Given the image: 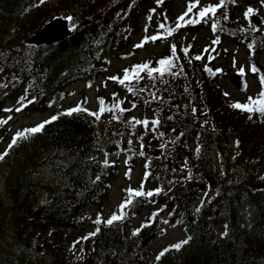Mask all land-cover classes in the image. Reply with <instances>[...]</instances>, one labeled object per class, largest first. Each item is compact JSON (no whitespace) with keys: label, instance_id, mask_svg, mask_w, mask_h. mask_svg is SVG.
<instances>
[{"label":"trees","instance_id":"16d2710c","mask_svg":"<svg viewBox=\"0 0 264 264\" xmlns=\"http://www.w3.org/2000/svg\"><path fill=\"white\" fill-rule=\"evenodd\" d=\"M150 1L71 0L57 10L44 3L34 10L36 0H0V72L14 84V93L25 98L30 111L53 108L45 120L77 105L88 110L59 115L41 133L17 143L0 161L9 196L7 203L0 201V264H17L32 242L46 251V264H120L131 257V245L142 247L130 241L128 231L133 209L143 205L138 200L154 207L151 219L142 224L147 226L140 228L142 237L161 232L164 221L181 226L185 232L183 239L169 242L157 255L191 237L180 250L171 249L159 260L156 255L155 264H264V116L255 113L249 119V113L230 107L248 99L231 96L219 79L222 66L207 61L201 46L195 45L196 28H211L220 38H233L245 46L251 63L258 68V55L264 49V22L261 27L254 26L256 30L246 24L239 13L240 0H226L215 17L209 15L200 23L188 24L194 40L175 42L179 41L178 30L174 41H168L171 35H166L165 52L152 64L146 60L156 68L160 59L173 58L176 66L164 73L161 82L146 70V74L140 73L142 79L125 84L112 79L111 104L98 95L107 108L120 102V108L128 111L127 102H133L154 112V119L159 120L151 127L156 129L152 132L138 125L132 127L141 141L138 149L146 169L144 183L151 181L150 188L143 190L154 195L134 197L122 225L116 224L118 221L99 223V231L95 230L93 241L78 259L71 261L66 256L69 250L64 242L72 238L82 211L88 203L101 199L109 176L115 172L113 163L94 159L93 152L122 141L126 122L134 117L128 120L126 111L115 109L97 119L89 113L98 112L100 103L95 110L83 101L74 107L64 106L65 89L79 80L93 82L105 73L110 66L106 55L128 37L142 7ZM207 5L217 4L208 1L200 5L191 18ZM30 14L29 35L56 14L72 16L73 27L50 43L13 44L18 36L7 24ZM214 21L216 30L212 28ZM170 23L165 26L166 33L175 28ZM171 41L176 45L174 56ZM184 48H188L187 54ZM197 55L202 59L196 60ZM177 72L181 74L174 75ZM170 76L174 81L167 82ZM129 88L137 93L131 99H127L133 92ZM261 90L262 86L253 98ZM29 100L33 102L27 103ZM111 114L119 117L120 126L105 130ZM36 125L19 127L15 133ZM234 140L240 142L235 153L231 146ZM204 188L210 192L204 193Z\"/></svg>","mask_w":264,"mask_h":264},{"label":"rangeland","instance_id":"374dc122","mask_svg":"<svg viewBox=\"0 0 264 264\" xmlns=\"http://www.w3.org/2000/svg\"><path fill=\"white\" fill-rule=\"evenodd\" d=\"M69 1L71 0H45L44 4L49 9L57 10L58 7H63V4L65 2L68 3ZM74 1L80 2L87 0ZM208 1L215 4L219 3V0H199V5L193 9V12L200 5L207 4ZM148 2L149 0H147V3ZM189 2L190 0H163L161 4L158 2L155 4L152 0L147 7H142V12L138 17L137 23H133L130 27L131 31H129L128 37L124 39V41L118 45L115 50L106 55L110 66L107 67L105 73L98 76L93 82L80 80L66 87L63 105L67 107H74L80 101H83L90 109L94 110L99 107V94L103 99H105L107 104H111L112 100L111 98L109 99V97L112 93L114 85H112V79H110V77H120L124 74L125 69L131 70L135 65L146 63V60H148L151 64L155 62L156 59L154 58L160 57L168 47V43L165 38L158 39L156 41L149 40L143 47L140 48L135 47V45L140 44L145 37L157 35L158 33L163 34V36L166 37V29H161L159 25L163 23L167 26V24L171 22V27H176L178 17H180L187 10ZM40 4V0H36L34 10ZM129 6L130 5H127L128 8ZM248 8H252L254 12L249 17H245V12ZM153 9L154 11H152ZM193 12L189 13L185 19H190ZM239 13L246 24L253 25L250 17L252 15L259 14L264 16V2H262V0H240ZM31 16L32 14H30V16L26 19L18 22L10 21L7 24L10 32H12L14 36H18V39L14 41L13 44H15V42H21V44H23L25 42L32 41L31 35H29L27 31V23H30L29 19ZM63 16L68 22L67 31H69L73 25H71L70 20L67 19L68 16ZM150 16L151 19H148ZM190 28L191 27L188 28L186 25L177 29L179 41L175 42L186 43L192 39L194 35L191 36V32L188 31ZM196 29L195 38L197 40L195 41V45L201 46V52H204L207 61L209 60L212 63L222 66L223 72L219 79L231 96L242 100L255 96L262 86L260 82V73H253L251 71V66L253 64L248 57L246 47L238 43L233 38H220L221 36L211 32V28L210 30L206 27ZM175 37L174 33H172L168 41H174ZM217 39L219 42L213 43V41H216ZM173 41H171L172 45H174ZM257 64L259 70L262 72V75H264V49L259 52ZM242 67L244 69V80L240 85H235L232 81L233 76L240 71ZM144 73H147L146 70ZM154 75L158 82L163 80L164 75L161 76L159 72L156 74L154 73ZM170 80L174 81V77L170 76L167 82ZM245 85H247V87H245ZM13 86L14 84H9L6 76L0 72V120H8L6 124L0 125V154L6 150L13 134L19 127L32 124L36 125L49 117L54 111L53 108L30 111L27 108L28 105L26 104L27 106L24 107L22 111L16 112L15 109L20 107L22 103L25 104L26 100L24 98L22 101V95L14 93ZM188 90L191 93V89ZM134 93H136V90L135 92L133 91L130 96H127V99L134 97ZM3 97L5 98L2 100ZM210 98L214 99L215 96L210 95ZM127 108L128 111H126L125 116L128 120H130L129 116H132L136 120L140 121L147 120L149 121L147 127H145L142 123L135 125H138L143 129L150 130V132L156 130L151 129V127L156 126H153L151 123L155 120L154 112L144 106L136 105L133 102H127ZM5 109H12V111H5ZM9 117H11V119H8ZM117 122L118 119H115L114 115L111 114L109 117V123L104 127L105 130H109L111 126H120L119 124L117 125ZM126 125L128 126V128L125 127L124 129V136L126 137L124 139L121 138L123 139L122 141H116L106 150H96L93 152L92 157L94 159L99 158L104 162L107 160L108 163H113L115 172L109 176L108 184L102 193L101 199L99 201H92L86 205L81 213L79 224H77L78 227L72 230V238H69L64 242L65 247L69 250V253H67L66 256L70 257V259H72L71 261L77 260L83 252V248L85 246H89L90 242L93 241L94 236H90L89 234L95 232V230L99 227V224L95 223L98 217L102 222V220L107 221V219L114 213L119 214V206L128 196L127 189H140L141 185H143V189L145 188L148 190L150 188V180L144 183V171L146 169L143 157L140 155L138 149L141 144V141L137 136L138 131L136 132V130L132 128L134 122H126ZM231 146L234 153L237 151L239 152V146H237L236 140L233 141ZM3 178V170L0 169V201L7 203L9 201V196L4 186ZM203 192L209 193L210 189L204 188ZM138 202L143 205L133 209L134 218L128 228L129 235L132 237V241L134 243H141L143 238L141 236V232L136 235H133V232L136 229H140L142 224L151 218L154 209L151 205L140 202L139 200ZM2 206L3 204H0V209ZM125 217H128V214ZM126 219L127 218L119 220L118 224L124 223ZM161 229V232L153 234L150 239L143 243L140 249L138 248L134 252L133 249H131V257L124 259L120 262V264H155L154 259L157 253L165 245L169 242L173 243V241H179L185 236L184 230L179 226L175 227L170 224H164ZM84 237L87 238L82 239ZM87 241L89 242L87 243ZM72 248H75L74 250L76 252L72 251ZM88 250L90 252V248ZM44 252L46 253V251L39 248L37 242H32V246L26 248L24 256L17 260V264H46L45 258L43 257ZM86 253H88V251ZM93 264L101 263L97 261Z\"/></svg>","mask_w":264,"mask_h":264},{"label":"snow or ice","instance_id":"6c2138e0","mask_svg":"<svg viewBox=\"0 0 264 264\" xmlns=\"http://www.w3.org/2000/svg\"><path fill=\"white\" fill-rule=\"evenodd\" d=\"M44 2H45V0H40L41 4H43ZM157 2L158 3H162L163 0H157ZM225 2H226V0H219V4H217V5L204 6L196 13L195 18H190V19L186 20L185 17H187L189 15V13H192L193 9L196 8L199 5V0H194V2H193V0H190L189 5L187 7V10L180 17H178V22L176 24V27L172 28V29H169L167 31V35H169V36L172 35V33H174L177 29H179L181 27H184V26H186L188 24L200 23L202 20H206L207 18H209V15H211L212 17H215L216 13H217V10L219 8L223 7ZM232 2L234 3L235 0H232ZM262 2H264V0H262ZM152 11H154V9ZM253 12H254V10L252 8H248L246 10V12H245V17H249L251 14H253ZM227 18H228L227 15H225L224 19H227ZM67 19L71 21L73 18H72V16H68ZM148 19H151V16L148 17ZM180 22H183V23H180ZM159 27L161 29H164L165 28V24L161 23L159 25ZM212 28H213V30H216V28H217V22L216 21L213 22ZM253 30H256L254 26H253ZM162 38H166V37L163 36L162 34H159V33L157 35H152L150 37H145L144 40L140 44L135 45V47L140 48V47H143L144 44L147 43L149 40L156 41V40L162 39ZM218 42H219L218 39L216 41H213V43H218ZM249 47L251 48L252 46L250 45ZM183 51H184L185 54H187L188 53V48H184ZM206 51H207V49H206ZM175 52H176V45H172L173 56L175 55ZM195 59L196 60H200V59H202V56L197 55L195 57ZM157 63L160 65V67L152 68V67L149 66L148 63L135 65V66L132 67L131 70L125 69L123 77H110V79L118 80L119 83L125 84L126 82H131L133 80L142 79L143 77L140 76V73L142 71L147 70L148 75L150 77H152V74L155 73V72H159L160 75L163 76L165 72H171V69L176 66L173 63V58L172 57L162 58ZM206 70L207 71H211V69H208L207 66H206ZM216 71H220V70L217 69ZM251 71L253 73H257V72H259V69L257 68V66L255 64H253L251 66ZM181 72H182V68H181ZM240 72L241 73L244 72L243 67L240 69ZM180 74L181 73H179V72L174 73V75H180ZM260 82H261V85H262V90H261V92L258 94V96L256 98L249 97L248 101L246 103L234 102V103H232L230 105V107H233L235 109H239L241 111H245V112L249 113L250 114L249 115V119H252V114H255V113H259L261 116H264V75L260 76ZM245 87H247V85H245ZM128 90L130 92L133 91L132 88H129ZM224 95L227 96L228 93H224ZM21 100L23 101L24 98L22 97ZM32 102H33L32 100L27 101V103H32ZM100 105H101V107L99 108L98 112H90L89 113L90 115L94 116L97 119H99L100 116L105 111H113L115 109H119V111L121 113L126 111L125 109L120 108V102L114 103L110 108H107L104 105V100L101 98L100 99ZM26 106H27L26 104L22 103L20 107H17L15 109V111L16 112H20ZM5 111H9L10 112V111H12V109H5ZM81 111L87 112L88 110L83 108L80 105H77L74 108L66 110L64 113H60L58 115H54V116L50 117L48 120L42 121L40 124H38V125H36L34 127L26 128V129H23V130H18L14 134V136L12 138V141L9 143L8 149H6L4 153L0 154V161L5 159V157L8 155V151L10 149H12L17 143H19L22 140H27L32 135L41 133L44 130L45 126L47 124H50L53 121L57 120L59 118V115H72L73 113H77V112H81ZM195 111H196V109H193V112H195ZM114 118L115 119H119V117L115 116V115H114ZM8 119H11V117H9ZM7 122H8V120H0V125L6 124ZM133 122H134V125L142 123V124L145 125V127H147L148 124H149V121H147V120L140 121V120H136L135 118H132V121H130V123H133ZM151 123H152L153 126L158 125L159 124V120L158 119L153 120ZM161 135H163V134H161ZM129 143H131V142H129ZM239 143H240L239 140H237L236 141L237 146H239ZM141 155H143V153H141ZM107 163L108 162L106 160L105 164H107ZM189 178H191V177H189ZM97 179H99V177H97ZM159 191L160 190L157 189V190H155V193L158 194ZM127 192H128L127 198L124 201H122V203L119 206V214L114 213L110 218L107 219V221H105V223H107L108 225H112L115 221H119V220H122V219L125 218V216L127 215L125 209L129 205H131L133 203V198L134 197H141V196H145V195H147V196H153L154 195L153 191L145 192L143 190V185H141L140 189H131V188L127 189ZM199 210L200 209L197 208V211H199ZM164 222L167 223V221H164ZM95 223H97V224L101 223V220H100L99 217L97 218ZM145 226H147V225H142V227H145ZM98 231H99V228L96 229V232H98ZM96 232L90 233L89 235L90 236H94L96 234ZM139 232H140V229H136L133 232V235H136ZM223 235H227V232H225ZM86 238L87 237H84L82 239H86ZM190 240H191V237H188V238L184 239L183 241L177 242L176 244L169 246V248H165L164 250H162L157 255V260H159L162 256L165 255V253L169 252L171 249H175L177 251L180 250L182 248V246L188 244V242Z\"/></svg>","mask_w":264,"mask_h":264},{"label":"water","instance_id":"95a60500","mask_svg":"<svg viewBox=\"0 0 264 264\" xmlns=\"http://www.w3.org/2000/svg\"><path fill=\"white\" fill-rule=\"evenodd\" d=\"M252 19L256 24H260L262 22V18L259 15H254ZM67 29L68 22L66 21L65 17L57 14L54 15L44 25H42L40 29L32 35L31 39L35 43H50L61 39L67 32ZM242 78V73L237 72L233 77V82L238 85ZM151 236H148L144 240V243L150 239Z\"/></svg>","mask_w":264,"mask_h":264}]
</instances>
